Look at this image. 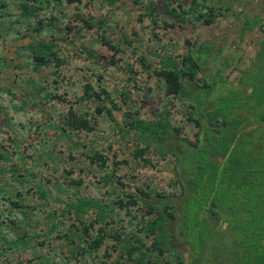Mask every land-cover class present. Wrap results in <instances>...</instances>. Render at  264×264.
<instances>
[{
  "label": "rangeland",
  "instance_id": "1",
  "mask_svg": "<svg viewBox=\"0 0 264 264\" xmlns=\"http://www.w3.org/2000/svg\"><path fill=\"white\" fill-rule=\"evenodd\" d=\"M245 1L0 0V264H229L230 249L206 263L210 252L194 251L183 208L203 195L191 152L204 127L241 123L211 161L244 135L261 139L233 165L264 144L247 86L264 76V19L240 38ZM19 2L38 10L24 17ZM189 57L199 69L169 94L162 74ZM79 200L98 207L77 212ZM199 212L201 228L220 232L214 246L232 243Z\"/></svg>",
  "mask_w": 264,
  "mask_h": 264
},
{
  "label": "trees",
  "instance_id": "2",
  "mask_svg": "<svg viewBox=\"0 0 264 264\" xmlns=\"http://www.w3.org/2000/svg\"><path fill=\"white\" fill-rule=\"evenodd\" d=\"M17 5L24 17H31L38 10L37 7L27 5L24 2H19ZM0 8H2V5ZM169 13L173 15L175 11L170 10ZM203 23L208 26L212 21L204 19ZM252 24L254 23L245 21L242 29L250 27ZM259 45L260 52L263 54L264 40ZM182 61L185 69L174 68V70L162 74L165 82L171 87L169 94L183 95L185 88L181 81L184 79L191 80L199 69L198 64L192 57ZM247 86L250 87L248 114L264 121V76L262 74L254 75ZM207 89H210V87ZM231 104L232 101L229 98L221 102L220 107H222L224 115H227ZM107 113L109 114L108 111ZM76 123L85 127V122L81 119L76 120ZM239 123L240 121L231 123L221 120L222 129L212 132L209 128L204 127V135L208 137L206 143L191 152L193 158L199 162L196 171H194V175H196L194 179H198V181L193 182L197 186L195 187L192 184V187H195V193L197 194L199 187H201L203 189L202 197L206 196L202 198L201 194H198L197 197H194V203L192 201L186 209L183 208V218L186 225H188L185 231L186 239L191 243L194 251L196 252L198 249L201 251L205 247L206 252H210L204 263L210 261L212 249L218 248L230 249L228 254L229 264H264V144L261 146V152L257 158L250 159L249 156H244V161L233 165L235 161L242 159L240 155H246L248 151L254 149L257 144V137L261 139V135L254 137L252 134H250L251 136L244 135L237 141L235 140L232 147L228 145L229 153L228 155H226V152L221 153L219 156L221 157L220 161L215 162L208 159L209 151L212 150L218 156L219 148L221 150L227 149V145L223 144L225 137L233 131V127L240 126L241 123ZM242 129L246 128L242 127ZM60 131L63 130L60 129ZM231 135L230 141L234 140V133ZM190 179L194 180L193 178ZM204 206L208 207L210 216H214L224 223L225 229L220 238L223 235L229 237L232 243L224 246H214L215 244H212L220 232L214 228H201L199 208L200 210L206 208ZM91 207L96 208L98 205L87 200H79L73 208L75 211L80 212L83 208ZM192 222L199 228H191ZM149 228L151 230L157 229L159 239L169 241L162 229V224L151 222ZM210 238L212 239L208 244ZM206 255L208 254L206 253Z\"/></svg>",
  "mask_w": 264,
  "mask_h": 264
},
{
  "label": "crops",
  "instance_id": "3",
  "mask_svg": "<svg viewBox=\"0 0 264 264\" xmlns=\"http://www.w3.org/2000/svg\"><path fill=\"white\" fill-rule=\"evenodd\" d=\"M245 3H246L245 5H248V10H247L248 13L245 12L246 15L244 18V22L248 21L249 23H253L254 20L264 19V17H261L262 13H264V0H254V3H253V0H248V1H245ZM242 27H243V24H241L238 29L240 38L242 39L244 38L247 41L251 40L252 37H254V33L257 32L256 24L254 23L250 27H247L244 29H242ZM263 40L264 38L259 40L258 46L259 44L262 43Z\"/></svg>",
  "mask_w": 264,
  "mask_h": 264
}]
</instances>
